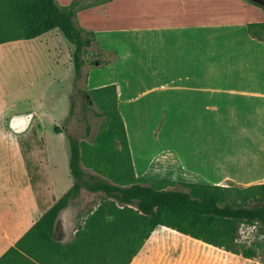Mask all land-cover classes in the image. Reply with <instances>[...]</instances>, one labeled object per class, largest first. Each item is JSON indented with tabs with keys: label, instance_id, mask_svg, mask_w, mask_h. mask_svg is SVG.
Here are the masks:
<instances>
[{
	"label": "crops",
	"instance_id": "obj_1",
	"mask_svg": "<svg viewBox=\"0 0 264 264\" xmlns=\"http://www.w3.org/2000/svg\"><path fill=\"white\" fill-rule=\"evenodd\" d=\"M87 2L77 3L75 18L108 58L87 70L85 83L116 85L136 175L264 183V41L246 26L264 20L255 6L245 0ZM56 29L32 38L51 61L42 91L69 93L76 82L70 46ZM11 56V49L0 51V60ZM46 111L37 113L43 125ZM62 212L57 228L60 223L65 232ZM23 218L29 221L30 212ZM13 234L0 232V255L23 233L15 240Z\"/></svg>",
	"mask_w": 264,
	"mask_h": 264
},
{
	"label": "trees",
	"instance_id": "obj_2",
	"mask_svg": "<svg viewBox=\"0 0 264 264\" xmlns=\"http://www.w3.org/2000/svg\"><path fill=\"white\" fill-rule=\"evenodd\" d=\"M262 1L263 5L252 3L264 11ZM77 3L0 0V44L57 28L70 46L79 79L95 36L77 24ZM246 26L251 37L264 41V20ZM81 92L102 117L99 129L91 141L68 138L71 186L0 255V264H130L158 226L244 258L257 256L261 244L240 241L239 229L242 224L264 227V183L238 187L137 176L116 85L85 87ZM72 107L73 103L70 113ZM82 189L101 194L100 200L77 212L74 233L59 239L55 222Z\"/></svg>",
	"mask_w": 264,
	"mask_h": 264
},
{
	"label": "rangeland",
	"instance_id": "obj_3",
	"mask_svg": "<svg viewBox=\"0 0 264 264\" xmlns=\"http://www.w3.org/2000/svg\"><path fill=\"white\" fill-rule=\"evenodd\" d=\"M64 1L56 0L59 5L66 6ZM92 1L101 3L103 0ZM245 1L255 6L258 17L264 18L260 6L252 0ZM77 2H81L80 5L88 3L87 0ZM8 49L12 50L10 60H0V232H14L15 240L54 203V196H61L71 186L68 138L91 141L102 122V117L95 113V105L87 103L81 92L88 88L83 77L88 69L101 65L108 56L95 43L90 44L82 76L76 80L74 88L69 93L62 88L44 92L41 81L51 61L36 41L0 44V51ZM43 109L48 113L44 118L45 126L37 115ZM30 111L36 114L25 132L15 134L8 129L12 114ZM100 196L82 189L74 202L63 210L67 231L64 232L59 223L55 229L57 238L65 240L66 232L72 235L77 212L95 206ZM28 212L31 215L29 221L23 218ZM239 238L247 244H261L256 257L244 258L170 228L158 227L130 264H264V227L242 224Z\"/></svg>",
	"mask_w": 264,
	"mask_h": 264
},
{
	"label": "water",
	"instance_id": "obj_4",
	"mask_svg": "<svg viewBox=\"0 0 264 264\" xmlns=\"http://www.w3.org/2000/svg\"><path fill=\"white\" fill-rule=\"evenodd\" d=\"M252 1L263 5L262 0H252ZM34 115H35L34 111L12 114L8 119V129L15 134H20L22 132H25L30 126V123ZM58 219H59V216L55 222V225Z\"/></svg>",
	"mask_w": 264,
	"mask_h": 264
}]
</instances>
